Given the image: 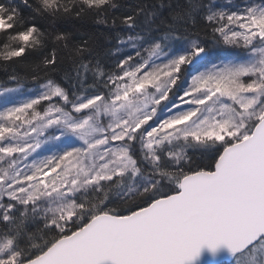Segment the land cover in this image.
<instances>
[{
  "label": "snow or ice",
  "instance_id": "obj_1",
  "mask_svg": "<svg viewBox=\"0 0 264 264\" xmlns=\"http://www.w3.org/2000/svg\"><path fill=\"white\" fill-rule=\"evenodd\" d=\"M123 6L0 0V264H264V0Z\"/></svg>",
  "mask_w": 264,
  "mask_h": 264
},
{
  "label": "trees",
  "instance_id": "obj_2",
  "mask_svg": "<svg viewBox=\"0 0 264 264\" xmlns=\"http://www.w3.org/2000/svg\"><path fill=\"white\" fill-rule=\"evenodd\" d=\"M120 2L124 6L115 13L116 15L129 12L130 8L127 7L128 5H131L134 7L137 3L143 2V0H120ZM149 2L154 3L156 2V0H149ZM239 2L240 0H237V3ZM257 2H259V0H257ZM77 26L78 27L80 26V22H77ZM83 31H87V32H91L95 34L98 45L102 52L113 53L112 55L106 58V63H109V64L115 63L116 60L120 58L124 53L128 51H132V49H123V48L121 49L120 52L115 51V49L118 46L117 40L115 38L117 34L119 33L122 36L126 35V30L123 29L122 27H116V28L105 27L102 24L97 25V24L92 23L91 20H88V21L83 22L82 32ZM207 42L209 44L212 43L211 40H208ZM212 50H213V53L215 54L213 57V60L217 62H219V60H222V59H231L233 58L234 54L240 51L238 49L228 48L227 46H224L222 44L215 46ZM62 67L67 68L68 64L65 63ZM62 74H63L62 72H57L55 74V78L59 80ZM8 75H9L8 72H5L2 69H0V87L14 86V82L8 80ZM42 82H43L42 80L38 82H33L31 81V79H29L24 82V88L25 90L33 89L34 91H38L39 83H42ZM184 86H186V84Z\"/></svg>",
  "mask_w": 264,
  "mask_h": 264
},
{
  "label": "water",
  "instance_id": "obj_3",
  "mask_svg": "<svg viewBox=\"0 0 264 264\" xmlns=\"http://www.w3.org/2000/svg\"><path fill=\"white\" fill-rule=\"evenodd\" d=\"M226 261H231V257L225 247L221 246L213 255L205 246L201 249L200 257L189 264H223Z\"/></svg>",
  "mask_w": 264,
  "mask_h": 264
},
{
  "label": "rangeland",
  "instance_id": "obj_4",
  "mask_svg": "<svg viewBox=\"0 0 264 264\" xmlns=\"http://www.w3.org/2000/svg\"><path fill=\"white\" fill-rule=\"evenodd\" d=\"M232 59V58H231ZM213 62H217V61H214L213 60ZM186 87V86H185ZM26 95H30V94H32V93H28V92H26L25 93ZM21 98H23V97H21ZM0 106H2V105H0ZM45 154H47V153H45ZM223 264H232V260L231 261H226V262H224Z\"/></svg>",
  "mask_w": 264,
  "mask_h": 264
}]
</instances>
